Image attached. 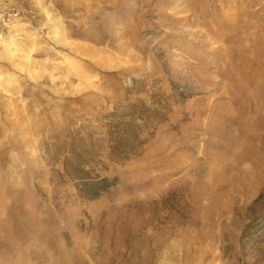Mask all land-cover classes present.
<instances>
[{
	"label": "rangeland",
	"instance_id": "1",
	"mask_svg": "<svg viewBox=\"0 0 264 264\" xmlns=\"http://www.w3.org/2000/svg\"><path fill=\"white\" fill-rule=\"evenodd\" d=\"M25 15L0 24V264H264V0Z\"/></svg>",
	"mask_w": 264,
	"mask_h": 264
},
{
	"label": "built area",
	"instance_id": "2",
	"mask_svg": "<svg viewBox=\"0 0 264 264\" xmlns=\"http://www.w3.org/2000/svg\"><path fill=\"white\" fill-rule=\"evenodd\" d=\"M32 0H0V24L14 26L22 22Z\"/></svg>",
	"mask_w": 264,
	"mask_h": 264
},
{
	"label": "trees",
	"instance_id": "3",
	"mask_svg": "<svg viewBox=\"0 0 264 264\" xmlns=\"http://www.w3.org/2000/svg\"><path fill=\"white\" fill-rule=\"evenodd\" d=\"M114 183V180H109L105 177L101 178H87V180L83 181L84 185L88 186V195L89 196H96L101 191L106 190L109 186Z\"/></svg>",
	"mask_w": 264,
	"mask_h": 264
},
{
	"label": "bare ground",
	"instance_id": "4",
	"mask_svg": "<svg viewBox=\"0 0 264 264\" xmlns=\"http://www.w3.org/2000/svg\"><path fill=\"white\" fill-rule=\"evenodd\" d=\"M2 37V35L0 34V38Z\"/></svg>",
	"mask_w": 264,
	"mask_h": 264
}]
</instances>
